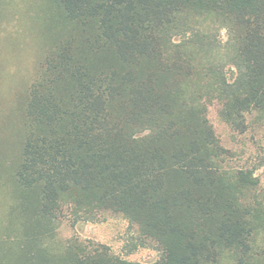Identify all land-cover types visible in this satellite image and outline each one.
<instances>
[{
  "label": "trees",
  "instance_id": "trees-1",
  "mask_svg": "<svg viewBox=\"0 0 264 264\" xmlns=\"http://www.w3.org/2000/svg\"><path fill=\"white\" fill-rule=\"evenodd\" d=\"M54 3L73 31L29 90L16 172L38 226L121 215L155 264H264V187L228 164L207 117L217 104L236 132L264 127V0ZM40 228L6 257L63 263L37 248ZM67 248L65 264H138Z\"/></svg>",
  "mask_w": 264,
  "mask_h": 264
},
{
  "label": "rangeland",
  "instance_id": "rangeland-1",
  "mask_svg": "<svg viewBox=\"0 0 264 264\" xmlns=\"http://www.w3.org/2000/svg\"><path fill=\"white\" fill-rule=\"evenodd\" d=\"M62 13L54 0H0V264H15V256L12 260L7 253L15 252L28 230L40 227L48 234L40 238L37 248L56 260L62 258L61 264L71 253L68 244L85 253L106 247L123 260L155 264L161 257L159 249L151 241L140 240L137 228L121 215L106 213L100 222L74 223L61 217L50 223L42 219L38 226L41 217L35 212V193L24 192L17 183L27 133L22 115L29 90L43 72L47 53L57 51L73 31L69 22L61 24ZM62 38L65 41H60ZM221 38L227 41L226 30ZM219 112L220 106L215 104L209 107L207 117L221 145L231 153L228 164L251 169L264 187V127L252 126L241 134L226 124Z\"/></svg>",
  "mask_w": 264,
  "mask_h": 264
}]
</instances>
